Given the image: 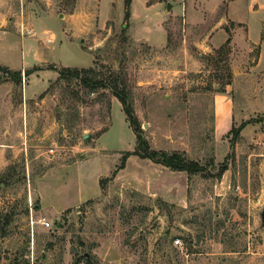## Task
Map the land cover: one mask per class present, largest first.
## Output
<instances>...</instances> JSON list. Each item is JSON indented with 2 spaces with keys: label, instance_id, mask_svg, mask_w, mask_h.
I'll list each match as a JSON object with an SVG mask.
<instances>
[{
  "label": "rangeland",
  "instance_id": "1",
  "mask_svg": "<svg viewBox=\"0 0 264 264\" xmlns=\"http://www.w3.org/2000/svg\"><path fill=\"white\" fill-rule=\"evenodd\" d=\"M130 12L125 0H0V66L22 72L21 85L0 72L1 261L264 264V0H132ZM50 66L117 73L153 149L227 171L132 155L110 179L136 146L121 103ZM218 95L236 129L262 121L235 141L217 127Z\"/></svg>",
  "mask_w": 264,
  "mask_h": 264
},
{
  "label": "trees",
  "instance_id": "2",
  "mask_svg": "<svg viewBox=\"0 0 264 264\" xmlns=\"http://www.w3.org/2000/svg\"><path fill=\"white\" fill-rule=\"evenodd\" d=\"M131 4H132V0H125V9H126L125 16L127 19H129L131 15L130 12ZM230 42H231V38L227 39L224 45H222L218 49V54L224 52L225 55H228L230 52V48H229ZM42 69L43 68L41 67H37L34 68L33 71L35 72ZM49 69H55L56 71H58L59 73L58 81L76 80L80 82L85 89L88 90L89 94H93L101 89H107L121 103L123 107V111L129 122V126L135 135L136 146L132 152L124 153V156L121 159L120 166L116 171L113 172L110 179H113L115 177L118 170H122L125 168L126 159L132 155L138 156L142 159H148L154 163L167 167L172 171L186 172L190 176L201 173L206 178L221 179L223 174L227 171L228 168L226 164L221 165L219 167L218 172L214 173L208 170V167L200 164L199 162L187 159L182 153H178V152L169 153L166 151H157L153 149L150 146L148 140L146 139L144 131L140 129L141 124L139 122L133 104L131 102V98L128 92L126 82L117 73L111 72L107 76H100V74H98L94 70V68H90V69L63 68L57 70L55 67L50 66ZM0 72L10 76L11 80L16 85L22 84V72L11 71L8 67H3V66H0ZM30 73L31 71H27L25 75L29 76ZM228 75H229L228 81L225 82L224 86L219 90L220 93H224L226 86L231 84L232 74H228ZM261 121H262L261 119L250 120L249 122H245L241 124L238 129H236L235 126L233 125L229 133H232L234 135V139L236 141L241 131L248 124L254 122H261ZM235 144L236 143L231 144L232 149H234ZM101 185H102V181H100V186ZM85 260L87 264H91L88 258ZM13 261L15 264H30L28 261L20 262L18 259H15ZM80 262L81 260L78 259L75 261V264H78ZM0 264H1V258H0Z\"/></svg>",
  "mask_w": 264,
  "mask_h": 264
},
{
  "label": "crops",
  "instance_id": "3",
  "mask_svg": "<svg viewBox=\"0 0 264 264\" xmlns=\"http://www.w3.org/2000/svg\"><path fill=\"white\" fill-rule=\"evenodd\" d=\"M5 31V33L7 32L6 29L4 28V26H2L0 24V32ZM252 45V44H251ZM253 45H257V44H253ZM250 46V44H249ZM263 56V52H262V44H261V54H260V58H259V63L262 59ZM217 97H222V95H218ZM221 101V107H220V111H222L220 114H216V121H217V127H219L222 130H227L229 131V129L231 130L232 126L234 125L233 122V118H232V108H231V104L229 106V103L227 102L226 98H223V100ZM229 101V99H228ZM223 103V104H222ZM230 111V114L228 115L227 113ZM218 112V111H217ZM45 213L48 214V211L45 210ZM71 255L69 253H65L64 254V261L67 262V258L70 257ZM70 260H72V258H69ZM29 262V261H28ZM46 262V261H44ZM30 263V262H29ZM49 263V262H48ZM85 263V262H84ZM1 264H15L14 261L10 260V259H3L1 261ZM53 264H62V262L60 261V259L56 262H53ZM87 264V263H85Z\"/></svg>",
  "mask_w": 264,
  "mask_h": 264
},
{
  "label": "built area",
  "instance_id": "4",
  "mask_svg": "<svg viewBox=\"0 0 264 264\" xmlns=\"http://www.w3.org/2000/svg\"><path fill=\"white\" fill-rule=\"evenodd\" d=\"M51 152H53V150H51ZM30 219H31V224L41 223L47 229L52 227V224L46 218H42V219H40L38 221H34L33 216H31ZM174 243L175 244H179L180 243V239L176 240Z\"/></svg>",
  "mask_w": 264,
  "mask_h": 264
},
{
  "label": "water",
  "instance_id": "5",
  "mask_svg": "<svg viewBox=\"0 0 264 264\" xmlns=\"http://www.w3.org/2000/svg\"><path fill=\"white\" fill-rule=\"evenodd\" d=\"M170 8V5L168 6V9ZM85 137L87 138V135H85ZM261 219H262V225H263V227H264V209H263V211H262V213H261Z\"/></svg>",
  "mask_w": 264,
  "mask_h": 264
}]
</instances>
